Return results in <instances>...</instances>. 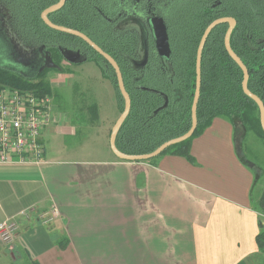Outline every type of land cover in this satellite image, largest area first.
I'll list each match as a JSON object with an SVG mask.
<instances>
[{"label":"crops","instance_id":"obj_1","mask_svg":"<svg viewBox=\"0 0 264 264\" xmlns=\"http://www.w3.org/2000/svg\"><path fill=\"white\" fill-rule=\"evenodd\" d=\"M47 79L50 88L59 83ZM101 79L108 112L100 117L99 103L88 106L97 148L44 147L41 165H0V222L31 208L18 217L13 244L0 243V264H264L255 192L263 173L239 153L230 121L213 118L191 140L190 158L121 160L109 145L120 110ZM73 130L66 112H52L40 139L49 146ZM51 209L57 214L42 224L39 215Z\"/></svg>","mask_w":264,"mask_h":264},{"label":"trees","instance_id":"obj_2","mask_svg":"<svg viewBox=\"0 0 264 264\" xmlns=\"http://www.w3.org/2000/svg\"><path fill=\"white\" fill-rule=\"evenodd\" d=\"M57 1L0 0V6L5 10L13 34L23 44L47 52L57 64L66 57V52L82 55L84 60H93L111 82L121 112L123 97L115 72L107 61L81 38L54 30L41 19L42 10ZM118 5L127 6L129 1L97 0L90 3L88 0H65L60 9L48 14V18L55 24L86 34L119 65L131 100L130 111L115 140L121 152L149 153L189 129L195 90L196 50L204 29L216 18L230 16L235 19L230 46L248 69V89L264 104V0H154L153 11L163 17L173 50L167 63L170 73L164 71L161 62L155 64L151 60L144 71H134L130 59L138 56L141 45L139 42L130 43L129 30L111 27L105 17ZM226 29L227 23L215 26L202 50L194 132L156 157L140 161L150 162L163 154L190 158L191 140L200 135L215 117L230 121L236 141L249 132L264 139L258 107L241 87L242 70L225 49ZM81 47L86 51H80ZM52 67L41 69L31 78L0 67V82L49 93L47 74ZM256 208L264 217V186L259 192ZM256 242L258 249L264 252V224Z\"/></svg>","mask_w":264,"mask_h":264},{"label":"water","instance_id":"obj_3","mask_svg":"<svg viewBox=\"0 0 264 264\" xmlns=\"http://www.w3.org/2000/svg\"><path fill=\"white\" fill-rule=\"evenodd\" d=\"M65 0H58L56 3L51 4L50 6L46 7L44 10H42L40 17L43 20V22L50 28L61 31L73 36H76L78 38H81L88 46H90L96 53H98L100 56L104 58V60L107 61V63L113 68L116 76V81H117V86L119 89V92L121 93L123 97V109L120 112L118 118L115 120L111 131H110V136H109V145L112 153L121 160H126V161H140V160H147L150 158H153L157 155H159L163 150H165L167 147L179 143L181 141H184L188 137L192 135L194 132L196 125H197V117H196V109H197V102L199 99V93H200V62H201V54L202 50L205 44V41L211 32V30L217 26L218 24L221 23H227V29L224 34V46L225 49L228 53V55L236 62V64L240 67L242 70V81H241V87L244 92L248 97H250L257 105L258 110H259V121L260 125L262 128V131L264 133V104L261 101V99L252 93L248 87H247V81H248V69L246 68L245 64L242 62V60L233 52L231 46H230V35L232 33V30L236 24V21L233 17L230 16H224V17H219L211 21L207 27L204 29L201 38L198 43V47L196 50V59H195V90H194V95L192 99V104H191V124L189 129L183 133L180 136L171 138L165 142H163L161 145H159L156 149L149 153H144V154H127L124 152H121L117 147H116V136L118 134V131L127 117L130 107H131V100L128 92L125 89L124 86V81L122 77V73L120 70L119 65L117 62L112 58L111 55H109L107 52H105L101 47H99L94 41H92L86 34L80 32L79 30L66 27L63 25H58L53 23L52 21L49 20L48 14L60 9L64 5ZM150 28L152 35L154 37V43L155 47L158 51V54L160 56L168 57L170 53V48H169V42H168V35H167V30L164 22L160 17H154L150 20ZM0 39H3L5 43L8 44L9 49H10V56L12 59L9 61H0V66L7 68L9 70L15 71L22 76L26 78H31L34 77L42 68V67H50L51 65L49 64L50 62L52 63V60L47 52H45V58L44 56L41 55L42 49L36 48L33 52H35V65L34 67L37 68L34 70L32 73H28L24 71L23 69L25 68H31L24 62L26 60L24 59V56L22 58L19 57L17 59V53L18 51L14 48L13 43L9 40V36L6 34L0 33ZM14 48V49H13ZM17 51V52H16ZM83 59V58H82ZM48 60L49 63L44 64L43 63ZM68 61H75V59H70L67 58ZM82 61V60H78ZM251 165V164H250Z\"/></svg>","mask_w":264,"mask_h":264},{"label":"rangeland","instance_id":"obj_4","mask_svg":"<svg viewBox=\"0 0 264 264\" xmlns=\"http://www.w3.org/2000/svg\"><path fill=\"white\" fill-rule=\"evenodd\" d=\"M10 49L3 39H0V61H9ZM67 70V71H66ZM101 71L93 60H86L79 64H72L68 69L60 72L49 71L47 77L57 79L59 83L50 88L53 96V112H66L71 117L74 130L64 136L52 139L51 144L44 147L56 148L55 152L64 149L81 150L85 147L97 148V133L91 132V123L97 121L92 116L88 106L92 102L101 106L100 117L108 112L109 99L106 95L105 83H101ZM51 75V76H50ZM106 82V81H105ZM109 84V83H108ZM94 139V140H93ZM91 145V146H88ZM242 157L258 172L262 171V178L258 181L255 192L259 194L260 186L264 185V139L249 132L236 142ZM258 195H256L257 197ZM264 220V217H262Z\"/></svg>","mask_w":264,"mask_h":264},{"label":"built area","instance_id":"obj_5","mask_svg":"<svg viewBox=\"0 0 264 264\" xmlns=\"http://www.w3.org/2000/svg\"><path fill=\"white\" fill-rule=\"evenodd\" d=\"M52 96L0 82V165H41L45 163L42 130L52 120ZM25 208L0 222V243L9 247L18 233V217L28 218ZM56 209L39 215L48 224Z\"/></svg>","mask_w":264,"mask_h":264},{"label":"flooded vegetation","instance_id":"obj_6","mask_svg":"<svg viewBox=\"0 0 264 264\" xmlns=\"http://www.w3.org/2000/svg\"><path fill=\"white\" fill-rule=\"evenodd\" d=\"M88 1L90 3H95L97 0H88ZM128 1H129V5L115 6L112 9L113 12L106 14L105 17L111 27L126 28L127 30H129L128 40L130 41V43L134 44L136 42L137 43L139 42L138 44L141 45L138 50V56L136 58L130 59L134 71H136V73L144 71L146 65L151 60V62L154 61L155 64L161 62L164 71L170 73V67H168L167 63L170 61V57L172 55L173 50L170 46L169 36H168V42L170 48L169 56L168 57L160 56L155 47L154 37L152 35L150 28V20L154 17H160L164 22L163 17L160 15H156L153 11L154 0H128ZM164 24L166 26L165 22ZM166 30H167V26H166ZM13 32L14 31L12 27H10L8 23L5 10H3L2 7L0 6V33L9 36V40L13 43L14 48L18 51L17 59H19V57L22 58V56H24V59L26 60V62L24 63L27 64L29 67H31V68H25L23 70L28 73H32L34 72V70L37 69L34 67L36 60L35 58L36 53L33 52L36 48L34 46L23 44L21 40H19L13 34ZM80 51L85 52L86 50L81 47ZM44 53L45 51H41V55L44 56L45 58L46 56ZM65 56L66 57H63V60L58 62V64L54 61V59H52L53 60L52 63L51 62L49 63L48 60H46L43 63V65L49 63L51 67L53 66L51 71L58 72L59 68L60 70L65 69L63 67L64 62H66L69 65L73 64L72 62H68L67 58L75 59V61L84 60L82 59L83 58L82 55H79L77 53L66 52ZM43 68L45 67H42L40 69Z\"/></svg>","mask_w":264,"mask_h":264}]
</instances>
